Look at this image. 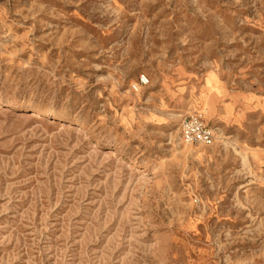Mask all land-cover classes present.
I'll list each match as a JSON object with an SVG mask.
<instances>
[{
    "label": "rangeland",
    "instance_id": "374dc122",
    "mask_svg": "<svg viewBox=\"0 0 264 264\" xmlns=\"http://www.w3.org/2000/svg\"><path fill=\"white\" fill-rule=\"evenodd\" d=\"M0 264H264V0H0Z\"/></svg>",
    "mask_w": 264,
    "mask_h": 264
},
{
    "label": "built area",
    "instance_id": "2783aa9c",
    "mask_svg": "<svg viewBox=\"0 0 264 264\" xmlns=\"http://www.w3.org/2000/svg\"><path fill=\"white\" fill-rule=\"evenodd\" d=\"M146 80L140 76L137 84L133 86L136 90L144 85ZM180 136L185 145L194 146H211L214 143V133L205 123L204 116L201 112L195 111L190 115L184 117L180 122Z\"/></svg>",
    "mask_w": 264,
    "mask_h": 264
}]
</instances>
